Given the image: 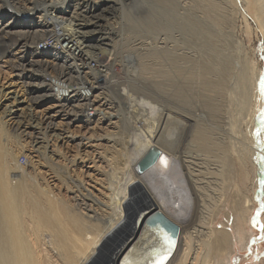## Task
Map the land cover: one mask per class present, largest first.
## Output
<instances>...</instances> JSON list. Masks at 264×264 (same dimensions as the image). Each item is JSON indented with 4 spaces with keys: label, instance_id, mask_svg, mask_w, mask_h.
I'll return each instance as SVG.
<instances>
[{
    "label": "bare ground",
    "instance_id": "6f19581e",
    "mask_svg": "<svg viewBox=\"0 0 264 264\" xmlns=\"http://www.w3.org/2000/svg\"><path fill=\"white\" fill-rule=\"evenodd\" d=\"M41 1L47 3V8L43 9L44 7L36 2V6L40 5L37 17L33 16L34 20H30L28 13L33 9L27 7L28 0H0L1 3L17 7L16 11L23 7L20 10L21 18L13 15L9 17L11 20H4V26L16 21L26 27H19L13 32L6 28L11 33L7 35L8 41L15 40L21 47H25L24 50L32 45L33 55L37 53L38 48L33 45L47 44V38L52 40L49 46L51 52H46L52 57V65L32 58L24 61L27 65L20 60L16 66L12 65V68L18 69V76L23 77L22 81L28 86L32 99L54 98L56 111L63 113L69 123L72 119L81 118L89 125L90 130L94 131L98 120L105 118L110 128L107 134L103 135V150L97 154L98 158L95 156L91 159L94 163L93 169H85L83 172L90 177L97 169L96 172L102 175L98 179L99 184L96 181L95 184L102 191L103 197L98 200L91 191L84 193L80 188L82 178L78 181L71 177L66 178L67 175L63 174L65 171L60 172L57 169L60 166L47 159L43 160L46 167L51 169L53 175L59 176L55 181V188L49 186L45 177L21 168L19 170L16 152L23 149L24 145L19 144V149L13 151L14 148L9 145L11 139H8L9 135L4 128L5 122L0 120V264H90L98 262L96 253L102 252L107 254V264H231L227 259L233 252L232 249L235 246L244 248L247 245L249 234L243 225L248 216L250 217L249 212L254 208L256 199L254 192L245 191L236 181L248 179L251 174L248 162L252 165V158L259 156L264 162V149L242 143L240 135L237 138V126L241 121L239 120L237 125L238 119L234 117L241 109L243 113L245 108L247 115L251 111L249 100L256 77L254 63L244 61L241 70L236 69L235 73L231 70L234 73L231 74L234 83L233 86L230 85L232 93L229 95L233 98L235 106L233 110L230 109L232 116L230 113L231 117L226 123L231 131L230 141H226L227 148L222 147L220 141L212 146L214 141L209 140L210 143L208 139L204 138L202 141L201 136L198 137L203 136L199 134V129H206L204 123L200 126L197 121L199 117L196 112H202V109L200 110L196 103L207 85L209 89L213 87L212 90H207L213 92V95L215 93L218 98L215 86L221 84L222 74L227 71L226 68H220L222 62L219 66L214 63L219 68L214 67L213 61L207 63L212 56H209L210 59L207 57V60L192 54L190 36H186L185 31L180 28L184 24L173 21L165 25L155 17L156 19L147 21L145 25L156 34L141 35L140 48L132 54L130 52L121 57L118 55L122 59L120 61L126 60L125 64H131L121 67L124 68L126 76L139 80L143 98L155 97L158 100L154 107L137 106V109L132 110L136 108L137 97L131 95L125 101L122 100L126 108V112L122 114L121 111L118 113L114 106L107 107V94L103 91L105 86L111 89L117 85L122 70L112 62L110 65L105 59L110 47H102L101 44H110L105 42V39L111 37L105 31L102 36L95 37L98 40H94L96 45H93L86 42L91 40L85 35L91 29H80L93 27L96 23L91 21L95 14L94 9H89L90 0H76L80 1L81 5L85 2L83 9L79 8L78 11L77 8L70 10L71 12L64 10L66 7L63 4L75 0ZM105 1L113 0H96L93 4ZM158 1L163 2L171 13L177 12L178 7L187 11L189 8L186 7L190 6V0ZM228 2L235 6L236 0ZM243 2L246 9L251 11L254 20L262 27V2ZM214 4V12L217 13L221 6L220 3ZM209 5L211 8L212 4ZM22 12H25V15ZM215 13H212L213 17ZM48 14H53L54 17H48ZM174 16L177 18L175 13ZM82 24L83 26L79 27ZM146 27L145 30H148ZM187 27L188 23L185 28ZM93 32L95 33V30L90 33ZM117 41L119 42V39ZM15 42L10 44L14 45ZM97 49L101 53L99 56L94 51ZM4 54L5 52L1 51L0 58ZM48 67L52 68L54 77H46ZM114 77L116 79L113 80ZM64 82H68V85H64ZM54 86L60 91L54 92ZM222 88L223 83L220 87L221 94ZM213 95L210 94V97ZM207 99L209 100V97ZM206 105L205 103L204 106ZM208 107L210 108V105L206 109ZM98 109L102 113L100 118L97 115ZM206 114L209 116V113ZM240 117L243 118L241 114ZM46 121L44 128L51 125L50 118ZM124 126H127L135 137L133 144L130 143L133 145L131 152L127 151L129 142L125 140ZM91 135L92 132L86 138H91ZM192 142L200 145L206 155H189V151L196 150ZM153 147L159 150L156 162L151 167L139 171V161ZM202 158L201 162L196 161ZM16 169L18 171H14ZM232 181L236 188L231 189ZM68 182L75 184L77 190ZM251 184L255 189L256 183ZM156 209L178 225L180 231L176 239L155 237L143 223L136 228L135 220L140 213L143 212L146 216L148 212ZM43 232L46 233L48 241L42 236Z\"/></svg>",
    "mask_w": 264,
    "mask_h": 264
},
{
    "label": "rangeland",
    "instance_id": "374dc122",
    "mask_svg": "<svg viewBox=\"0 0 264 264\" xmlns=\"http://www.w3.org/2000/svg\"><path fill=\"white\" fill-rule=\"evenodd\" d=\"M30 1L28 0L27 7H30L33 10L32 11L30 10L28 15H29L30 20H34L33 16L37 17L38 9L40 8L39 6L41 5L42 7H44L43 9H46L47 3H44L41 0H34L33 2H30ZM95 1L96 0L89 1L91 2L89 4V9H94L95 15L91 17L92 19L91 21H95L96 23L94 24L93 27L80 28V29H84V30L91 29L89 32H86L85 35L88 36L87 38L88 40H91V41H86V42L92 43L93 45H96L94 43V40H98V38H95L97 35L102 36L105 31L109 33V37H111V39L109 38L105 39V42H108L110 44L105 43V44H101V46L102 47L109 46L111 48V49L110 48L108 49V54H106L105 59L108 60L107 62H110V65L112 62L113 64L118 66L120 70L122 69L121 65H125V66L131 65L130 63L125 64L126 60H123L124 62L120 61L122 60L120 58L121 55H127L130 52L132 54L134 53L135 50H137V48H140V45L142 42V38L140 37L141 35L148 34V36H151V35L154 36L156 34L154 30L148 29L145 25L147 21L156 19V18L160 19L165 25H168V22L172 23L173 21L174 23L177 22V24L179 23L184 24L185 26L182 25V27L180 28H182V31L183 30L185 31L186 36L187 34L190 36V41L192 42V44L190 45L191 47L190 50L192 51V54L198 57L199 56L205 57L207 60H209L211 56L212 58L214 57L215 60L214 59L212 60L211 58V60L207 61V63L213 61V65H215L214 66L215 68L218 67L222 62V64L220 65V68H223V69L226 68L225 70L227 71L222 74L223 76L222 80L224 81L226 77H229V76L230 77L227 78V80H225L224 82L222 81L221 84H218L217 86H215V89L217 87L216 90L218 93L217 94L218 98H216L215 93L213 95V92L211 93L207 90L209 89V87H207L208 85L204 86V84L202 83V85L206 88L205 90L203 89L201 92L202 95L199 98L201 102L198 100V102L196 103L198 107L200 106L199 109L200 110L202 109V112L201 111L196 112L197 116L200 118V119L198 118L197 121L198 123H200V126L204 125V129H206V130H202L203 127H201L202 129H199V130L202 133L200 132L199 134H203V136L198 135V137L201 136L200 138L202 141H204V138L208 139V141L210 140L211 142L214 141L213 142L214 145L211 144L212 146H215L218 143L217 141H220L219 143L222 144V147L225 146L227 148L226 145L228 143L226 144V141L227 140L230 141L229 138L231 135V131L229 130L228 124L226 123H228L227 121H229V118L232 116L231 110H233L235 106V102L233 98L230 97L232 93L231 87L233 86V83H234L232 81L233 79H232L231 74L233 75L239 69L241 70V68L243 67L244 61H248L249 63L251 61L252 63H254V67L256 69V77H255L253 90L251 91L250 100H249L251 101L249 102L251 111L249 115H247V110L244 108L243 109L244 111L242 113V109H241L239 113L241 114L243 118L240 117L239 113L235 114L236 116L234 115V117L235 118L237 117L238 119L236 120V122L238 121L237 125L241 121L239 126H237L236 135H237V138L239 137V135L241 136L240 139L242 143L246 142V144H248L249 146L253 144L252 147L257 146V148L261 147L259 148L261 150L264 149V145H263L264 141H262L264 140V137H262L264 136V110H263L264 109V106H263L264 93H262L260 90L261 88L260 81L262 78H264V12H263V16L261 17V20H263L262 27H261L256 22V20H254V18L252 17L251 11L246 9V5L243 2V0H236L235 6L228 4L229 0H190L189 1L190 6L188 7L185 6L186 8H189L187 9L188 12L186 11V9H183L180 7H178L179 8L178 9L176 7L178 13L177 12H174V13L177 18H175L174 13H171V11L167 10L163 2L158 1V0H121V1L113 0L109 2L105 1L103 3L99 2L97 4H93ZM204 1L207 3H205ZM36 2L40 5L36 6ZM47 2H49V0H47ZM209 2L212 4L211 8H210V5L208 6V4H210ZM260 2H262V6L264 9V0H260ZM72 3L74 4V6ZM181 3H178V4L182 5ZM214 3L215 4L220 3L219 5L221 6L220 10L217 13H215L216 12L214 10L215 7H213ZM21 4H22V1H21ZM84 4L85 2L82 5ZM75 5L77 7H75ZM82 5L80 4V1L78 2L76 0L73 2H66L65 4H63V6L66 7L64 8V10L68 12H71L73 9H77V8L79 11L81 8L83 9ZM12 6H13L12 4L7 5V4L0 2V11H2L0 14L1 15V18H0L1 19L0 21V49L1 50L0 52L1 51L3 53L5 52L4 56H1L2 58H0V120L3 121V123L5 122L4 128L5 130H7V133L9 135L8 139H11L9 140L10 142L9 145L11 146L12 149L14 148L13 151L16 152L17 149H19L20 145H24L23 149L18 150L16 152L17 162L20 166L18 169L19 170L20 168L24 169L26 172L31 171V173L35 172L37 173V176L45 177L49 181L48 183L49 186H52L53 188H55L56 186L55 181L58 180L59 176L53 175L54 173L51 172V169L46 167L43 160L47 159L48 161L55 162L57 166H60V168H57L60 172L61 171L62 173L64 171L66 172V173L65 172L63 173L67 175L66 178L71 177V179L73 180L75 179L76 181L82 178L80 180L81 190H83L84 193L91 191L90 193L96 199L100 200V198L103 197V194H102V191L99 190V187L97 184H99L98 179H100L102 175H99V173L96 172L97 169L93 171L92 174H90V177L86 174L84 175L83 172L85 171V169L92 168L94 164L92 163L93 158L95 156L97 157L98 156L97 154L103 150L102 144L105 142L103 135L107 134L110 127L109 125L107 126V122H105L104 117H102L101 120H98V123L94 127V131L90 130L89 125L85 124L81 118L72 119L70 120V123H69L63 117L64 115L63 113L56 111L57 107L55 105V100L48 98V97H44V98L41 97L40 99H32L30 97V94H29L30 90L28 86L25 85V83L23 82L24 81L23 77L21 75L18 76V72H17L18 69L13 70L12 65L16 66L20 62V60H22L21 62H23V64L27 65V62H24V61L30 60L29 59L30 53L32 55L33 47L32 45H30L27 47V50H24L25 47L24 48L21 47L20 46L21 44L18 42H15V40H11V41L7 40L8 38L7 35L11 33H9L6 28H9L11 32H13L14 30H18L19 27L26 28L25 26H22L16 23V21L10 22L8 26H4L5 25L4 20L6 21H8L9 19L11 20V18H9L10 16L13 17L14 15L17 18H21L20 10H22L23 7L22 6L19 7L18 11H16L17 7H14V6L12 7ZM34 9H37V11ZM179 12H181L180 15H179ZM212 13L213 14L215 13L214 17L212 16L213 15ZM22 14L25 15V12H22ZM179 16L181 17L179 18ZM183 21H186V22H183ZM187 23L189 27L185 28ZM80 26H83V24L79 25V27ZM145 27L148 30H145ZM93 29L95 30V33L94 32L90 33L91 31H94ZM150 30L151 32H149ZM161 32H162V28H161ZM118 39H119V42L117 41ZM12 42H15V44L11 45ZM113 45L116 47V48L113 47L115 49L112 48ZM94 51L97 52L98 56L101 55L98 49ZM120 51H122L121 54H120ZM207 52H208V55H207ZM209 53H211L212 55H209ZM47 55L48 54L45 55L41 53V55H39L37 53H34L31 57L37 58L39 60H43V62L49 63V65H52L53 63L52 57L47 56ZM118 55L120 57H118ZM204 55H207V56H204ZM216 55L217 56L219 55V56L215 57ZM223 56H225L226 59ZM47 60L49 62H47ZM226 60H231V62L226 61ZM215 62L218 66L214 64ZM228 62L229 64H227ZM234 66H236L235 69L233 68ZM46 70L50 72L53 71L52 68L50 67H48ZM122 70L120 71V80L118 81L117 85H115L111 89H108V87L106 86L104 87L103 91L104 93L106 92L107 94L106 95V100L108 101L107 107L109 108V107L114 106L113 108L117 110L118 113H120L121 111V113L124 114L126 112V108L124 107L125 106L124 101L131 95L133 97L135 96V98L137 97L136 105H135L136 108L134 107V109L132 110L137 109V106L138 108L139 107L141 108V106L145 108L154 107L155 103H158V100L155 97L143 98V91L141 90L142 87L140 86L139 80L131 76H126L125 70L123 71ZM231 70L233 72L235 70L236 71L233 73ZM203 78L204 76H202V79ZM114 79L116 78L114 77L113 80ZM222 83H223V88H224V89L222 88V90L224 91L221 90L222 92L221 94L220 87H222ZM219 85L221 86L219 87ZM228 85L229 87L230 85L232 86L229 88ZM225 87H228V88L226 89ZM211 88L213 87H210L209 90H212ZM228 89H230L231 91ZM104 93L102 95H104ZM210 94L213 95L212 98L210 97ZM205 95L206 96L209 95L208 97L210 101L207 99L208 97L205 98L206 97ZM202 97H204L203 98L204 102L203 100H201ZM230 98L232 100H230ZM144 100H146V102H143ZM199 102L201 105L199 104ZM216 102H217V105H216ZM205 103L207 104L206 106H204ZM209 105H210V108L209 107L207 108L209 109L208 111L206 107ZM152 110L153 112L155 111L153 108ZM106 112H108V110H106ZM206 112L209 113V116L208 114H206ZM230 113H231V116H230ZM97 115L99 116V118L102 116V113L99 109H98ZM244 117L245 118L248 117V119H245ZM49 118L51 120V125L48 126L47 128H44L46 126L45 124L47 122L46 120H49ZM207 120L209 123L207 122ZM208 125L212 127L210 128ZM208 128H210V130H208ZM91 132H92L91 138H86L91 134ZM124 132H125L124 134L125 140L129 142L127 145L128 146L127 151L131 152L133 148V145L131 144H133L135 137L133 136L131 130H129L127 126H124ZM206 132L209 133L208 135H212V136L211 137H209L208 135L205 136L204 134H207ZM208 137L209 138L213 137V138L209 139ZM216 138L218 139L216 140ZM221 140L224 144L221 142ZM260 141H262V143H260ZM192 145L195 147L194 149L196 150L189 151L190 152L189 155L193 157H202L206 155V153H204V151L201 149L200 145L196 144L195 142H192ZM20 156H24L25 158L24 163L19 162ZM252 159H253V161L251 160L252 165H250V162H248L249 170L251 173L248 179H244V180L239 179L238 181H236V184L239 182L240 185L245 189V191H249L250 193L252 191L254 192L253 196H256V199L254 201V208L249 212V215L250 214L251 215L250 217L248 216L246 222L243 225L249 235L246 240L247 245H245L244 248L235 246V248L232 249L233 252L229 255L227 259L228 261L231 262V264H263L264 263V228H261V225H264V221H263V216H264V185H263L264 184V162L260 160L259 156H255ZM70 160H73V161L71 162ZM202 160L203 158L198 159L196 161L201 162ZM205 162L207 163V161ZM103 166H105V164ZM18 169L14 171H18ZM207 178L209 177L207 176ZM95 181L98 183L95 184L96 183ZM254 182L256 183L255 189L251 184ZM69 183L70 182H68V184ZM71 185L74 190H77V187L75 186V184L72 183ZM233 188H236V186H234V182L232 181L231 189ZM226 209L229 210L228 207ZM254 217L256 218V221H257V223L255 224L253 222ZM43 234L44 235L42 236L45 237L44 239L48 241L47 236H45L46 233L43 232ZM96 255H98L96 256L97 258L96 260L99 262V264H103V263L107 264L105 263L106 262L105 258H107L106 253L104 252L98 253V254L96 253ZM101 255L104 257H102ZM98 262L94 261L90 264H98ZM107 262H109V260H107Z\"/></svg>",
    "mask_w": 264,
    "mask_h": 264
},
{
    "label": "water",
    "instance_id": "95a60500",
    "mask_svg": "<svg viewBox=\"0 0 264 264\" xmlns=\"http://www.w3.org/2000/svg\"><path fill=\"white\" fill-rule=\"evenodd\" d=\"M158 153L159 150L154 147L148 150L139 161V171L151 167L156 162ZM142 223L151 230L155 237L176 239L180 231L176 223L157 209L148 212L146 216L143 212L140 213L135 220L136 228Z\"/></svg>",
    "mask_w": 264,
    "mask_h": 264
},
{
    "label": "built area",
    "instance_id": "2783aa9c",
    "mask_svg": "<svg viewBox=\"0 0 264 264\" xmlns=\"http://www.w3.org/2000/svg\"><path fill=\"white\" fill-rule=\"evenodd\" d=\"M73 4V3H72ZM73 6H74V4H73ZM75 7H77L76 5H75ZM48 17H54V15L52 14V15H50V14H48ZM46 41H48V43L47 44H45V43H39V44H35L34 45V47L35 46H37L38 48H37V53H39V54H41V53H43V54H45L46 55V52H47V50L49 51V46H50V44H51V39H49V38H47L46 39ZM30 52V51H29ZM49 52H51V51H49ZM48 56V55H47ZM29 59H32V57H31V53H30V58ZM47 62H49L48 60H47ZM46 73H47V75H46V77L47 78H49V77H54V73L53 72H50V71H46ZM65 84L64 85H68V82H64ZM63 85V86H64ZM52 90L54 91V92H56V91H60L56 86H54V87H52ZM40 99V98H39ZM51 99H53L54 100V98H51ZM23 157V158H22ZM20 163H24L25 161V158H24V156H20Z\"/></svg>",
    "mask_w": 264,
    "mask_h": 264
},
{
    "label": "snow or ice",
    "instance_id": "6c2138e0",
    "mask_svg": "<svg viewBox=\"0 0 264 264\" xmlns=\"http://www.w3.org/2000/svg\"><path fill=\"white\" fill-rule=\"evenodd\" d=\"M260 85H261L260 90H261L262 93H264V78L261 79V81H260ZM253 222H254V224L257 223L255 217L253 218ZM261 228H264V225H261Z\"/></svg>",
    "mask_w": 264,
    "mask_h": 264
}]
</instances>
